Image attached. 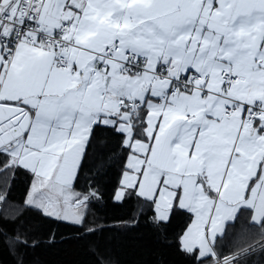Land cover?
Returning a JSON list of instances; mask_svg holds the SVG:
<instances>
[{"label":"snow or ice","instance_id":"1","mask_svg":"<svg viewBox=\"0 0 264 264\" xmlns=\"http://www.w3.org/2000/svg\"><path fill=\"white\" fill-rule=\"evenodd\" d=\"M99 136L114 203L187 218L186 264H264V0H0V204L24 175L22 207L86 227ZM8 246L27 264L38 242Z\"/></svg>","mask_w":264,"mask_h":264},{"label":"trees","instance_id":"2","mask_svg":"<svg viewBox=\"0 0 264 264\" xmlns=\"http://www.w3.org/2000/svg\"><path fill=\"white\" fill-rule=\"evenodd\" d=\"M119 167L110 140L97 137L89 150L80 185L94 183L103 197L91 206L86 227L54 222L22 207L27 177L20 175L14 182L9 178L11 194L6 203L0 204V264H16L8 240L21 226L38 242V246L27 249V264H99L106 256L114 264H186L174 237L186 226L187 218L178 215L160 231L150 222L151 213L139 214L140 204L135 197L114 203L110 196ZM17 216L19 219H15ZM242 223L243 220L237 224V233Z\"/></svg>","mask_w":264,"mask_h":264}]
</instances>
